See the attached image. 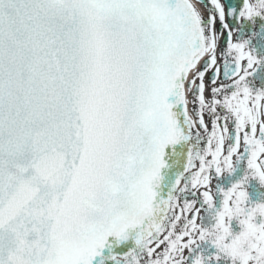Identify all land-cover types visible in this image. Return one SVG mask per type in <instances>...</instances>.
<instances>
[{
	"label": "snow or ice",
	"instance_id": "1",
	"mask_svg": "<svg viewBox=\"0 0 264 264\" xmlns=\"http://www.w3.org/2000/svg\"><path fill=\"white\" fill-rule=\"evenodd\" d=\"M206 7L0 0V264H264V0Z\"/></svg>",
	"mask_w": 264,
	"mask_h": 264
},
{
	"label": "flooded vegetation",
	"instance_id": "2",
	"mask_svg": "<svg viewBox=\"0 0 264 264\" xmlns=\"http://www.w3.org/2000/svg\"><path fill=\"white\" fill-rule=\"evenodd\" d=\"M194 2L196 3V0H194ZM224 2L226 3V7H227L229 5L234 6V5L240 4L241 0H224ZM207 4H208V0H201V2L197 4V10L201 12V14L204 16L205 19H207L208 15H209L208 9L206 7ZM228 23L230 24V26H235V20L234 19H229ZM215 27H216L217 31H219V29H220L219 22H217ZM247 30L248 29L246 28L245 31H247ZM233 39L234 40L236 39L235 34L233 36ZM206 95H207V93H206ZM189 112H190V114L193 112V104L191 102L189 103ZM205 119L206 120L208 119L207 116L205 117ZM235 179H236V177H230L229 181L235 180ZM213 183L215 184V181ZM226 186H227V184H226ZM249 194H250V197L253 201L262 200V199H264V188L258 187L255 184V182H253L252 186L249 189ZM189 198H191V197H189ZM129 243H131V242H129Z\"/></svg>",
	"mask_w": 264,
	"mask_h": 264
}]
</instances>
